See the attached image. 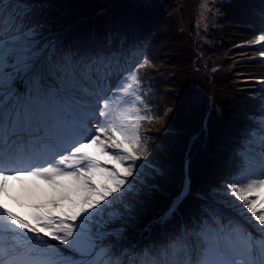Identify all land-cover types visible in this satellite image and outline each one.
Returning a JSON list of instances; mask_svg holds the SVG:
<instances>
[{
    "label": "snow or ice",
    "instance_id": "obj_1",
    "mask_svg": "<svg viewBox=\"0 0 264 264\" xmlns=\"http://www.w3.org/2000/svg\"><path fill=\"white\" fill-rule=\"evenodd\" d=\"M149 4L111 0L110 15L85 18L87 0H0V264H264V179L238 182L264 177V128L258 153L247 124L210 148L202 121L186 149L184 181L161 215L153 209L163 168L137 181L163 141L142 146L133 118L117 117L109 102L149 63V18L140 11ZM253 12L254 41L264 47V0ZM137 49L142 59L127 65ZM257 99L253 115L264 121V92ZM204 103L192 91L165 116L179 121ZM93 143L123 153L110 157L115 167L87 151ZM205 171L222 177L197 187ZM24 176L66 191L25 218L3 198L7 181Z\"/></svg>",
    "mask_w": 264,
    "mask_h": 264
},
{
    "label": "trees",
    "instance_id": "obj_2",
    "mask_svg": "<svg viewBox=\"0 0 264 264\" xmlns=\"http://www.w3.org/2000/svg\"><path fill=\"white\" fill-rule=\"evenodd\" d=\"M87 2L90 6L79 10L85 18H96L101 9L107 10L104 15L113 11L111 0ZM259 7L260 0H150L149 6L140 9L149 18L144 43L149 63L139 69L138 80L144 93V114L153 120L146 144L152 147L163 141V147L144 162L137 181L163 168L154 214H163L179 191L185 178L186 149L202 121H208L210 148L234 126L247 124L254 138L261 136L259 115L253 113L264 92V60L248 43L257 34L253 29L258 17L253 9ZM128 55L142 59L139 49ZM192 91L205 101L198 111L179 121L165 116L181 95ZM166 126L168 135L158 136ZM221 177L205 171L195 178V184L206 186Z\"/></svg>",
    "mask_w": 264,
    "mask_h": 264
},
{
    "label": "rangeland",
    "instance_id": "obj_3",
    "mask_svg": "<svg viewBox=\"0 0 264 264\" xmlns=\"http://www.w3.org/2000/svg\"><path fill=\"white\" fill-rule=\"evenodd\" d=\"M253 43H251V44H253V46L257 45V47H255V48L259 51V55H260V52L264 51V47H261V42L253 41ZM261 59H264V57H261ZM140 60L141 59H139V57H135V58L131 59V62L127 63V65H134L135 63L139 62ZM129 83H131L133 85V87L131 89L127 88V85ZM142 89H143L142 85L139 83V81H133V80L129 79L128 81L125 82L124 88L119 91V94L110 99L109 108L115 115H117V117H119V115L121 113H123V114H125V116L133 118V119H130L128 121V123L131 126L137 127L138 133L141 136V145L143 146L148 141V133H149L151 127L153 126V120L144 114V106H143L144 93H143ZM136 117H140L141 119L137 120V119H135ZM158 121L159 120L156 119L155 123H157ZM258 123H259L260 127L261 126L264 127V121H262L261 117L258 118ZM259 138H260V136L254 138L255 151L257 153L259 152ZM94 144L95 143L90 144V145H94ZM108 154H110V157L116 155L115 152L109 153L108 151L107 152L103 151L104 156H108ZM107 162L111 163L110 161H107ZM109 163H106V164L108 165ZM239 175H242V174H239ZM97 178L100 180L104 179V177H102V176H98ZM260 179H264V177H261L259 175L246 176V177L240 179L238 182L241 185H246L250 180H257L258 181ZM49 200L50 199L47 197L42 202L45 205H47V202ZM65 205L67 206V209H71L73 207L71 201H69V200H67Z\"/></svg>",
    "mask_w": 264,
    "mask_h": 264
},
{
    "label": "bare ground",
    "instance_id": "obj_4",
    "mask_svg": "<svg viewBox=\"0 0 264 264\" xmlns=\"http://www.w3.org/2000/svg\"><path fill=\"white\" fill-rule=\"evenodd\" d=\"M260 128L262 129L264 127L261 126ZM87 151L100 159L104 164H106L107 161L111 162L110 154L104 156L99 144L89 145ZM108 152H115L116 155H123V153L118 150L111 149L110 146ZM64 183H68V181H64ZM65 191L66 189L63 187H53L43 178L24 176L18 180L9 179L7 181L3 198L8 206L14 207L24 216L30 217L32 213L40 210L36 205L44 204L42 201L47 197L49 199L59 198ZM66 202L67 200L61 201V204L65 209H67V206L65 205Z\"/></svg>",
    "mask_w": 264,
    "mask_h": 264
}]
</instances>
